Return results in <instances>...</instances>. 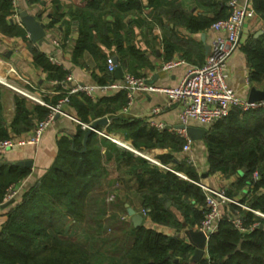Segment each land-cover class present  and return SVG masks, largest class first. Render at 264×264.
<instances>
[{"label":"trees","instance_id":"1","mask_svg":"<svg viewBox=\"0 0 264 264\" xmlns=\"http://www.w3.org/2000/svg\"><path fill=\"white\" fill-rule=\"evenodd\" d=\"M195 2L202 13L181 16L180 22L189 32L203 31L229 14L228 0ZM252 6L264 22V0H252ZM13 12L11 0H0V29L5 33L15 31L12 22L6 21ZM76 12L80 36L75 55L84 49L98 55L94 32L106 46H116L125 72L139 76L136 60L147 63V59L134 46H122L118 35L120 16H113L110 22L88 11L77 9ZM208 12L212 15L205 14ZM110 32L113 33L111 38ZM127 33L125 38H128ZM176 39L182 42L181 38ZM244 52L250 67L249 80L256 81L264 90V31L250 39ZM33 57L44 69L56 72L50 76L64 79V71L50 63L42 52L33 49ZM99 70L102 73L99 84L116 80L113 74L106 72L104 65ZM57 100L45 103L54 105ZM68 100L82 121L108 115L106 131L120 132L137 150L167 147L177 153L182 149L184 139L179 135L166 129L159 131L141 120L117 113L126 103L122 90L113 97L96 100L77 92L70 94ZM27 104L25 98L14 96V116L8 126L4 124L0 104V139L9 137L7 127L13 135L31 132L34 123L49 112L46 106ZM86 131L78 129L71 139L60 140L53 164L32 186L6 202L3 199L6 189L17 185L29 170L15 166L5 168L0 160V205L7 203L5 207H8L0 229V264H264V218L231 203L227 209L221 206L218 228L207 240V257L195 262L190 261L194 247L179 236L167 235L143 224L133 226L131 221L122 220L118 213H123V203L136 200L139 210L144 209L156 225L176 231L197 230L206 212L205 192L196 184L200 176L185 159L179 160L170 153L159 156V162L184 177L135 156L93 131L84 140ZM202 140L207 152V174L236 175L231 188L224 191L225 195L234 198L248 185L239 202L264 214V107L246 111L231 109L225 117L206 126ZM120 162L128 163L127 172L136 181L133 190L127 188L124 199L114 193L119 186H108L113 166ZM101 184L108 189L95 193L94 189ZM107 193L114 194L113 206L118 212L115 209L108 212ZM235 209L245 226L253 223L257 226L245 233L235 230L227 221V216Z\"/></svg>","mask_w":264,"mask_h":264},{"label":"crops","instance_id":"2","mask_svg":"<svg viewBox=\"0 0 264 264\" xmlns=\"http://www.w3.org/2000/svg\"><path fill=\"white\" fill-rule=\"evenodd\" d=\"M11 3L13 11L18 16V21L11 20L10 16L13 12L6 17V21L8 23L12 22L16 27L15 31L5 33L0 29V79L15 88L31 93L45 102L62 98L66 89L72 83H65L63 82L64 79L59 80L55 76H50L56 72L44 69L43 66L37 64L33 57V49L42 52L46 58L50 55L54 56L60 62L59 65L55 66L64 71L65 76L70 74L73 82L81 84H99V77L102 74L99 67L104 65L106 69V58L109 56L116 60V66H121L116 46L114 44L106 46L98 40L94 32V42L98 55H94L87 49L75 55L76 43L80 36L79 23L75 18L77 9L88 11L92 16H101L102 20L110 22L114 20L115 17L113 16H120L121 28L118 35L121 37L122 46H134L136 49L141 50L143 56L147 59V63L142 60L138 61L139 59L136 60L135 65H139L137 73L156 85L176 86L188 69L202 65L216 34L210 27L203 31L189 32L180 22L182 14L197 15L202 13V8L196 5L195 0H11ZM89 4L95 6L90 7ZM175 7L178 10L174 11ZM20 10H25L43 25L44 35L42 38L36 41L30 39L29 33L20 20ZM205 14L212 15L211 12ZM127 31L130 33H127ZM263 31L264 22L255 12V16L247 20L242 29L238 47L227 59L229 84L244 98H247L251 86L261 89L259 83L249 80L250 67L244 48L251 38L258 37ZM126 33L128 38L124 36ZM112 35L113 33H108L110 38ZM176 37L181 38L182 42L178 41ZM54 41H57L58 44H55ZM99 55H103L105 58H101ZM166 62H174L175 64L164 69L163 65ZM123 73L127 72L123 69ZM116 92H110L101 97H113ZM15 95L21 96L16 90L0 83V104L6 126L14 116ZM25 100L30 105H40L29 99L25 98ZM63 109L71 117L57 116L44 130L37 144L15 147L0 153V160L5 168L15 166L29 170L28 174L17 184V187H19L18 193L32 186L53 164L60 140L71 139L78 129H87L73 119L79 118L69 101L63 105ZM117 113L128 119L141 120L155 129L157 128L151 124V120L161 122L164 124L163 129L175 134V129L180 125L177 105L168 102L166 97L159 93L138 92L127 111L122 112L120 108ZM103 117L107 118V123L98 125L96 129L131 145L130 139H125L120 132H107L106 125L109 118L108 115ZM97 119H90L89 122L79 120L82 123L91 125ZM189 125L206 128V126L195 120H190ZM163 129L157 130L161 131ZM7 131L9 137L16 136L10 132L8 127ZM30 133H23L21 136H28ZM96 134L99 137H104L98 133ZM102 150H105L104 146ZM141 152L157 161H159V156L168 153L179 160H184L186 156L181 150L176 153L169 151L167 147H153ZM190 155L192 158L191 165L200 176L199 183L223 191L231 188L232 183L237 178L236 175L224 177L219 172L207 174V152L202 138L192 142ZM23 162H29V164L21 165ZM117 166H113L112 173L108 178V182H110L108 186H119L114 193L124 199L125 194H128L127 188L133 190L136 187V181L134 176L127 172L128 163L120 162ZM204 174L206 175L204 176ZM246 190H248V185H244L234 198L239 200ZM6 204L0 205V229L6 219V210L8 209V207H5ZM227 206L228 204L224 205L223 209H227ZM123 207L122 212L126 214V221H131L129 210L139 213V205L136 200H133L132 203L124 202ZM108 212H110V209ZM141 224L167 235H177L195 247L189 240L187 230L176 231L171 227L156 225L148 215L143 216ZM204 257H207V252Z\"/></svg>","mask_w":264,"mask_h":264},{"label":"built area","instance_id":"3","mask_svg":"<svg viewBox=\"0 0 264 264\" xmlns=\"http://www.w3.org/2000/svg\"><path fill=\"white\" fill-rule=\"evenodd\" d=\"M251 3L252 0H228L229 14L225 18L212 22L210 25V28L215 31L216 34L212 39L211 46L203 64L198 67L188 69L176 86L171 87L156 85L150 83L144 76H135L128 72L123 73L119 79L107 84H81L73 82L72 76L67 74L63 82L72 84L68 86L65 95L62 98H60L54 105H49L31 93L15 88L8 82L0 79V83L5 86L16 90L24 96H30L29 98H32L37 103L49 108L48 114L43 119L36 121L34 128L28 136H10L0 139V153L15 147L37 144L40 141L44 130L57 116L61 115L71 117L63 109V105L68 103V96L70 94L77 92L84 93L89 98L94 99L110 92L122 90L126 96V103L121 108L122 112L127 111L133 103L135 94L138 92L163 94L168 102L175 103L177 105L180 125L183 126L189 125L190 120H195L203 126L210 125L222 117H225L233 108L246 111L251 108L264 107V100L248 102L247 98L239 95L230 86L228 81L229 73L227 70V59L238 47L239 37L245 23L247 20L255 16V10L253 9ZM10 18L14 22L18 21L16 12H14ZM54 43L58 44L57 41H54ZM48 60L54 65L60 64L58 59L52 55L48 57ZM174 64V62H166L163 65V68H170ZM115 67L116 64L113 58L110 56L107 57L106 71L112 74L115 71ZM73 119L84 128H89L90 126L89 124L82 123L77 118ZM151 124L157 129L164 128V124L161 122L151 120ZM93 131L110 139L117 146L126 148L132 151L135 155L144 157L149 162L184 177V175L174 171L169 165L161 164L159 161L147 156V154L136 150L127 142L110 136L101 130L93 129ZM175 132L184 139L181 151L186 154V162L191 164L192 158L190 153L193 141L187 136L184 128H176ZM253 177H257L256 172L253 173ZM196 184L205 192L206 212L197 230L204 233L206 241L211 234L216 232L218 228V223L221 217V206L223 205L231 203L264 218L263 213L240 203L236 198L227 197L223 190L213 189L204 186L199 182ZM18 191L19 187H17V185H10L5 191L3 198L4 201L6 202L7 200H12L18 194ZM114 197L113 193H109L106 201H113ZM125 218L126 217L122 216L121 219L125 220ZM227 221L240 233L250 231L257 226V223L245 226L237 209L230 212L227 216Z\"/></svg>","mask_w":264,"mask_h":264},{"label":"water","instance_id":"4","mask_svg":"<svg viewBox=\"0 0 264 264\" xmlns=\"http://www.w3.org/2000/svg\"><path fill=\"white\" fill-rule=\"evenodd\" d=\"M19 17L21 22L24 24L27 32L29 33L30 39L33 41L39 40L40 38L43 37L44 35V28L43 25L39 22H37L33 17H31L25 10H20L19 11ZM114 62L116 60L114 59ZM123 75V69L121 66L117 65L115 68L114 72V77L120 78ZM259 100H264V90L263 89H258L254 86H251L249 88L248 94H247V101L248 102H254V101H259ZM107 118L102 117L97 120H95L89 128H87V131L84 135V140L86 139L87 135L93 131V129H96L98 125L106 124L107 123ZM177 128H184L186 131L187 136L192 140H200L203 135L206 133V128L203 127H197V126H192V125H178ZM94 132V131H93ZM28 165L29 162H23L21 165ZM206 174H204L205 176ZM129 214L131 216V222L133 226H138L142 222V215L139 213H134L133 211L129 210ZM187 235L189 237V240L193 243L194 250L193 253L190 257L191 261H197L201 259L204 254L207 252L206 250V238L205 235L202 231L199 230H194V231H188Z\"/></svg>","mask_w":264,"mask_h":264},{"label":"rangeland","instance_id":"5","mask_svg":"<svg viewBox=\"0 0 264 264\" xmlns=\"http://www.w3.org/2000/svg\"><path fill=\"white\" fill-rule=\"evenodd\" d=\"M49 57V56H48ZM21 96L22 97H24V98H26V99H29V100H31V101H33V102H36L34 99H32V98H29L30 96H24V95H22L21 94ZM32 97V96H31ZM38 98V97H37ZM45 102V101H44ZM37 103V102H36ZM39 104V103H38ZM41 105V104H40ZM42 106H44V105H42ZM79 120V119H78ZM36 123V122H35ZM35 123H34V125H35ZM34 128V127H33ZM16 136H21V135H16ZM203 185V184H202ZM204 186H206V185H204ZM207 187H209V186H207ZM111 188V187H110ZM104 189H108V186L107 185H99L98 187H96V189H94L95 190V193H97V194H100V191H103ZM108 194V193H107ZM107 196V195H106ZM107 198V197H106ZM106 198H105V202H106V204L108 205V207H109V209H110V211L112 210V209H115L116 210V207L115 206H113V201L111 200V201H106ZM115 198V197H114ZM124 204V203H123ZM115 207V208H114ZM119 209V208H118ZM117 212H118V210H117ZM118 214H120V217L122 218V216L123 217H126V214L125 213H121V212H119ZM139 214H141L142 215V217L143 216H145L146 214H144V209H140L139 210Z\"/></svg>","mask_w":264,"mask_h":264}]
</instances>
